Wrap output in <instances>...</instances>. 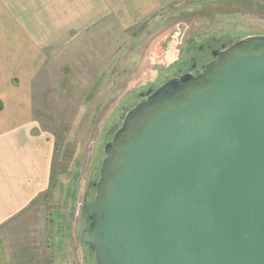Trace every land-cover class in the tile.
<instances>
[{"label":"water","instance_id":"water-1","mask_svg":"<svg viewBox=\"0 0 264 264\" xmlns=\"http://www.w3.org/2000/svg\"><path fill=\"white\" fill-rule=\"evenodd\" d=\"M264 35L187 101L153 117L104 159L99 221L82 241L98 264H264ZM190 79L173 78L132 108L115 142L135 133ZM112 143H108L109 152ZM112 153L117 154V149Z\"/></svg>","mask_w":264,"mask_h":264},{"label":"rangeland","instance_id":"rangeland-1","mask_svg":"<svg viewBox=\"0 0 264 264\" xmlns=\"http://www.w3.org/2000/svg\"><path fill=\"white\" fill-rule=\"evenodd\" d=\"M128 3L129 16L107 10L99 25L45 50L35 82L39 128L55 142L54 202L70 214L59 231L68 239L64 264H98L81 238L83 206L89 190L97 192L92 183L100 177L106 145L128 112L146 92L188 70L190 58L209 41L220 47L264 35V0Z\"/></svg>","mask_w":264,"mask_h":264},{"label":"crops","instance_id":"crops-1","mask_svg":"<svg viewBox=\"0 0 264 264\" xmlns=\"http://www.w3.org/2000/svg\"><path fill=\"white\" fill-rule=\"evenodd\" d=\"M128 2L134 0H0V264L67 258L68 239L59 231L70 214L54 202L55 142L39 128L35 82L45 50L99 25L107 10L129 16Z\"/></svg>","mask_w":264,"mask_h":264},{"label":"flooded vegetation","instance_id":"flooded-vegetation-1","mask_svg":"<svg viewBox=\"0 0 264 264\" xmlns=\"http://www.w3.org/2000/svg\"><path fill=\"white\" fill-rule=\"evenodd\" d=\"M232 44L233 43H223L219 47V46H216L212 41H209L206 49L204 46H201L199 55H193L190 58V62L192 66L188 70L184 71L183 73H180L179 75L175 77L177 79H181V77L185 74L190 75V79L185 83V87L181 92L177 93L171 100L161 105L157 109V111H155L153 114H148L144 117H141L137 123L138 129L135 133H131L130 131H127L124 134H121L117 142H115L114 140H115L116 134L119 129L116 131H113V140L109 142V143H112V146L110 147L109 152H107V155L105 157L107 158L109 155L113 156V161H112V164L110 165L109 171L114 170V167H115L114 165H116V159L118 157V152H120L129 143L130 139L133 136H136L139 130L145 124L149 123L153 119L154 116L162 112H165L169 107L173 105H177V104L187 101L188 98L191 97V95H193L194 92L204 89V87L208 85V83H210L216 77L220 69L228 65L234 59L235 56L241 53L252 51L253 44H243L239 46L237 49H235L234 51H231L229 54H227L225 59L222 61V63H220L219 66L213 68L212 64L218 63L221 53L225 51ZM263 49H264V42H263ZM154 91L155 90H149L148 92H146L142 102H145L149 98V94L153 93ZM114 149H117V154L115 155L112 153ZM102 168H103V163L100 169L99 179L92 183V186L97 187V192L94 193L92 190H89L87 197H86V202H85V204L87 203L92 204L95 209L99 208V204L101 202L100 200L102 196H104V193H105L104 191L107 188L106 186L107 179L105 180L106 183L104 182L101 184ZM91 197L94 198L92 202H90L91 200L89 199ZM83 209H84V221L87 223V226L84 227L83 230H89L92 232L98 227L99 221L96 219V217L93 218L90 215L89 209L84 208V206H83ZM93 252L95 253V251Z\"/></svg>","mask_w":264,"mask_h":264}]
</instances>
